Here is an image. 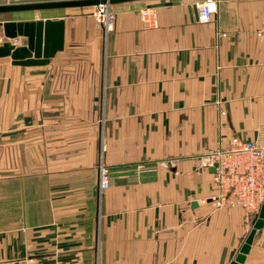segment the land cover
Masks as SVG:
<instances>
[{"label":"crops","instance_id":"1","mask_svg":"<svg viewBox=\"0 0 264 264\" xmlns=\"http://www.w3.org/2000/svg\"><path fill=\"white\" fill-rule=\"evenodd\" d=\"M201 1L110 4L106 33L93 6L42 10L64 21L63 48L45 65L0 57V264L234 260L255 220L212 208L195 156L232 137L264 145V0H219L205 24ZM241 264H264L263 231Z\"/></svg>","mask_w":264,"mask_h":264},{"label":"built area","instance_id":"2","mask_svg":"<svg viewBox=\"0 0 264 264\" xmlns=\"http://www.w3.org/2000/svg\"><path fill=\"white\" fill-rule=\"evenodd\" d=\"M52 0H0L2 5H12L25 2ZM219 0H202L196 5L197 21L201 24L209 23L217 12ZM139 17L146 28L157 23V12L154 7H146L139 11ZM103 31L114 29L115 14L110 4L93 6L92 14ZM16 40V39H15ZM15 43V42H13ZM224 114V111H221ZM198 167L211 172L213 191L208 203L213 209L225 206H236L245 211L254 221L264 202V145L253 140H241L232 137L226 147L206 150L195 156ZM156 164H140V172L151 171ZM99 186L101 190L109 186L108 169L103 163L98 166ZM264 233L263 227L260 229Z\"/></svg>","mask_w":264,"mask_h":264},{"label":"water","instance_id":"3","mask_svg":"<svg viewBox=\"0 0 264 264\" xmlns=\"http://www.w3.org/2000/svg\"><path fill=\"white\" fill-rule=\"evenodd\" d=\"M139 0H52L25 2L12 5L0 4V13L41 11L46 9H62L68 7L95 6L98 4H117ZM3 35L8 39L0 44V57H10L11 63L22 66H37L49 63L54 54L63 48L64 21L57 18H46L26 21H2L0 22ZM23 37L24 44L15 45L12 40ZM211 172L214 168L209 169ZM193 203L192 205H195ZM264 202L252 228L245 238L238 254L229 264H241L253 242L255 233L263 227Z\"/></svg>","mask_w":264,"mask_h":264},{"label":"rangeland","instance_id":"4","mask_svg":"<svg viewBox=\"0 0 264 264\" xmlns=\"http://www.w3.org/2000/svg\"><path fill=\"white\" fill-rule=\"evenodd\" d=\"M47 13H54V12L53 11L52 12H44L42 10L41 11H30L29 13H26L23 16L32 18L30 20H38L39 18L36 19L38 16H42L43 14L45 15ZM0 15H2L3 17H9L10 14L7 12V13H2ZM20 15H22V14H20ZM2 16H0V22H2V20H3ZM7 40H8L7 38L5 39V37H3L1 30H0V44H2L4 41H7ZM16 40H17V42L19 41L17 38H16ZM12 41H14V39ZM15 197L17 198V195Z\"/></svg>","mask_w":264,"mask_h":264}]
</instances>
